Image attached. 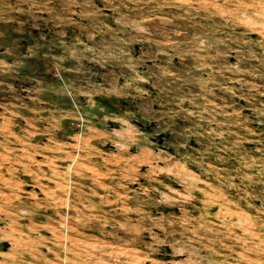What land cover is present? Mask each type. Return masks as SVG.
Wrapping results in <instances>:
<instances>
[{
  "label": "rangeland",
  "instance_id": "obj_1",
  "mask_svg": "<svg viewBox=\"0 0 264 264\" xmlns=\"http://www.w3.org/2000/svg\"><path fill=\"white\" fill-rule=\"evenodd\" d=\"M0 264H264V0H0Z\"/></svg>",
  "mask_w": 264,
  "mask_h": 264
}]
</instances>
